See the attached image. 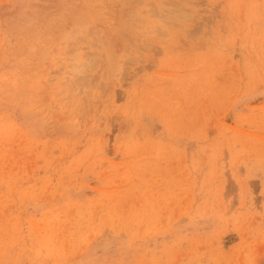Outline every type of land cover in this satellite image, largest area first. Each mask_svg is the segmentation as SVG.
<instances>
[{
  "label": "rangeland",
  "instance_id": "374dc122",
  "mask_svg": "<svg viewBox=\"0 0 264 264\" xmlns=\"http://www.w3.org/2000/svg\"><path fill=\"white\" fill-rule=\"evenodd\" d=\"M0 264H264V0H0Z\"/></svg>",
  "mask_w": 264,
  "mask_h": 264
}]
</instances>
